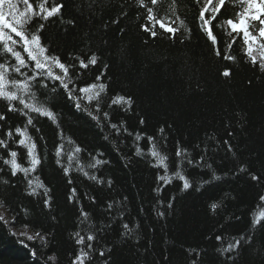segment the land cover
<instances>
[{"label":"trees","instance_id":"1","mask_svg":"<svg viewBox=\"0 0 264 264\" xmlns=\"http://www.w3.org/2000/svg\"><path fill=\"white\" fill-rule=\"evenodd\" d=\"M30 2L37 12L41 3L46 8L63 4L60 13L46 21L34 17L26 31L38 32L46 54L68 67L73 95L81 97L79 89L92 84H103L105 90L91 103L80 99L77 110L59 81H32L36 101L54 112L56 123L29 113L18 100L11 102L16 111H9L10 102L0 99V115L5 117L0 120V140L7 143L0 148V209L10 218L7 226L0 222V264H71L80 247L88 251L89 234L95 239L85 264H264V218L253 227L255 217L264 213V71L259 60L253 66L248 59L241 37L232 43L236 33L229 36L225 24L236 20L246 4L226 0L212 21L221 53L217 56L198 19L206 0H158L156 5L143 0L144 7L138 0ZM148 8L156 19L179 29L174 38L159 25L152 29L155 37L142 30V25L151 29L154 23L147 19ZM209 16L211 12L205 14ZM253 24L255 35L259 23ZM2 47L0 43V51ZM14 47L31 68L34 62L27 61L22 44ZM92 55L96 64L81 68L80 61L87 63ZM225 55L234 59L225 60ZM5 62L10 67L16 63L10 54H0V63ZM30 68L21 71L31 76ZM225 69L230 76L221 75ZM24 78L8 73L9 80ZM118 96L130 98L131 106L113 104ZM29 116L32 125L27 124ZM17 127H27L37 144L41 163L27 179L38 177L49 189V208L43 206L42 189L27 195V179L22 173L12 177L10 166L3 163L15 150L17 162L29 166L26 149L16 145ZM153 145L167 157L168 184L158 180L165 169L153 166ZM178 148L181 157L176 156ZM95 160L102 163L95 165ZM177 170L192 185L186 191L175 178ZM73 188L76 196L69 203ZM212 203L219 205L215 212ZM23 224L44 235L46 243L9 234L24 229ZM76 232L85 237V245H76ZM241 236L245 240L237 251H218ZM53 254L55 262L48 259Z\"/></svg>","mask_w":264,"mask_h":264},{"label":"snow or ice","instance_id":"2","mask_svg":"<svg viewBox=\"0 0 264 264\" xmlns=\"http://www.w3.org/2000/svg\"><path fill=\"white\" fill-rule=\"evenodd\" d=\"M46 2V0H45ZM141 7H144L143 0H138ZM158 0H151L152 5H156ZM226 0H216L213 4V0H206V3L201 8L199 12V21L200 27L203 32L207 34V38L211 41L213 48H216L217 39L213 35L212 31V21L216 18V16L220 13L221 8L225 5ZM243 3L246 4V7L243 8L242 11L238 12L237 19H228L225 21V24L228 26V35L232 36L233 33H236V36H233L232 43H235L237 37H241L243 39V43L246 46L245 54L248 59L251 61L253 66H255L259 60V67L261 71H264V0H242ZM22 3L24 7L21 9L19 4ZM63 8V4H56L51 8H46L44 3L39 5V11H35L30 0H0V43H2V51L0 54H10L15 59V65L11 67L5 62L0 63V99H5L9 101L8 110L16 111V109L11 104L12 101H19L21 105H23L24 109H27L29 113L35 112L40 116H45L53 123H56V117L53 111H51L48 107L43 104H40L36 101V95L32 91L31 82L37 80L38 78H42L43 80L51 79L53 81H59L60 85L67 92L68 98L76 101L75 107L77 110L81 108V104L79 103L80 99L86 98L89 103L94 100H97L102 92L105 90V85L103 84H92L87 87H82L79 89L82 94L81 97H77L73 95L74 89H69V84L72 83L70 79H66L68 77V67L60 61L59 57L49 56L47 55V49L42 45L41 37L37 33L29 34L26 31V26L33 20L34 17H41L43 20H48L49 18L60 13ZM207 12H211V16L209 18H205V14ZM148 17L149 21H154L152 28L150 29L146 25H142V30L146 32H151L153 37L156 36V31L152 30L159 25V27L167 33H170V39L175 37L176 32L179 30L178 28L172 27L170 24H165L163 21L156 19L153 16V9L148 8ZM253 21H258L259 28L257 29V34H253L252 29H255L256 26L253 24ZM180 25L183 26V21L180 22ZM43 28V25L40 26ZM14 37H18L19 39H15ZM259 37V40L257 39ZM22 44L23 52L27 55V61L34 62L33 66L30 68L28 62L24 56H22L20 51L15 49V45ZM231 44L228 45L231 48ZM259 52V56L257 55ZM220 51L216 48V55L220 56ZM225 60L234 59V57L225 55ZM97 62V58L95 55H92L87 63L83 60L80 61L81 68H87L89 64L95 65ZM30 68L31 76H28L26 73H23L21 70ZM58 68L63 75L57 74L53 69ZM9 71L15 72L24 76L25 78L22 80H9L8 73ZM222 76L228 77L231 75L229 69H225L222 73ZM100 77H97L99 80ZM47 87V85H43ZM11 89V90H10ZM30 97V99L26 100L25 97ZM127 104L129 107L131 106V99L125 98L123 96H118L113 99V104L119 103ZM22 115H27V113L22 112ZM93 120H97L98 117L92 115L91 112L88 113ZM107 116V113H105ZM5 117L0 115V120H4ZM143 123V121H141ZM27 124L32 125L33 119L29 116L27 119ZM111 127L116 129L117 126L112 124ZM118 131V129H117ZM163 131V129H161ZM15 133L19 136V139L16 141V145L18 147H23L27 152L28 159V167H23L17 162L18 152L15 150H11L8 153L10 159L5 158L3 163L5 165L10 166L11 176L16 177L18 173H22L25 179L28 178L29 175L35 173L38 166L41 163V158L37 152V144L33 140V138L28 134L27 127L20 128L17 127L15 129ZM8 137L11 138L12 132L7 133ZM231 135V133H229ZM137 140H140L141 137L137 135ZM149 143L152 142V137L148 138ZM227 143V141H225ZM7 147V143L4 140H0V148ZM62 146H58L56 150L57 163H60L59 157L61 156ZM229 150L231 148L229 147ZM75 152H80V148L77 147ZM137 155L141 153V149H136ZM150 154L156 158V164L154 167L160 166L165 169V175L158 176V180L164 181L165 184L171 182V178L167 175V165L165 164V160L167 157L160 155V153L155 149V145L150 149ZM184 155L182 151L178 148L176 151V156L181 157ZM69 167H71V163L73 160V154H70L68 157ZM101 160H95V165L101 164ZM188 163H192L191 160ZM198 163V162H197ZM95 165H91L95 167ZM69 167L64 168V174L67 176L69 173ZM77 168L81 171L83 169L80 168L79 164H77ZM84 175H88L87 172ZM175 178H178L183 182L182 191L188 190L192 185L185 175L182 174L180 170L175 172ZM89 179L96 180L95 176H90ZM213 179H219L218 176L213 175ZM253 180H256L257 177L253 176ZM4 183H8L7 180L3 181ZM70 184L71 180L68 181ZM99 182V181H98ZM111 183V181H109ZM28 191L27 195L35 196L38 194V190L42 189L44 194L43 206L44 208L50 207V197L48 196L49 189L44 186L42 182L39 181L38 177H34L32 179H27ZM76 196V189H71V195L68 197L69 203L73 202V198ZM260 199L264 201V196H261ZM219 205L217 203H212L210 205V209L215 212ZM109 209L112 208V205H108ZM171 207V205H169ZM23 211H27L26 209H22ZM80 215L84 217L85 220L88 218V214L83 210L80 212ZM162 216L163 213H160ZM264 218V213L256 216L253 220V227L260 223V220ZM0 222H3L5 226L8 225V221L5 220L3 215H0ZM13 224H15V219L13 220ZM22 227L25 229L24 232L20 233L21 237H24L28 241H34L37 237L40 239L41 243H46V238L44 235H41L39 231L35 232L34 235H29L27 229L29 228L28 224H23ZM125 230L130 231L129 226L127 224L123 225ZM12 236H15V232L9 233ZM75 243L78 246L85 245V237L80 235L79 232L75 233ZM95 237L91 234L87 235V249L85 251L83 247H80L78 252L75 254L74 258L71 261V264H85L87 260L91 257L89 255L90 252L93 251V244ZM216 240L219 242L221 237L218 235ZM245 240L244 236H241L239 239L235 241V243H230L228 247L223 248L221 254L237 251L240 247H242V242ZM23 243V241H20ZM27 246V245H25ZM34 255V253H33ZM101 257L105 255L103 251L99 253ZM48 259L55 262L56 256L55 254L48 256Z\"/></svg>","mask_w":264,"mask_h":264},{"label":"rangeland","instance_id":"3","mask_svg":"<svg viewBox=\"0 0 264 264\" xmlns=\"http://www.w3.org/2000/svg\"><path fill=\"white\" fill-rule=\"evenodd\" d=\"M257 39L259 40V37H257ZM257 55L259 56V52H257ZM0 215H3L5 217V220H7L8 222L10 221V218L7 216V214L0 209ZM11 231L15 232L16 235H20V233L24 232L25 229H12ZM29 235H34V233L30 230H27Z\"/></svg>","mask_w":264,"mask_h":264}]
</instances>
